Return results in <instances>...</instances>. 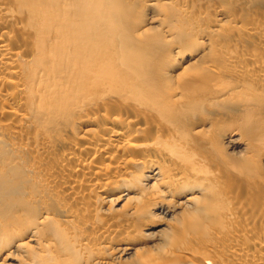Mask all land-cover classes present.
<instances>
[{"label": "bare ground", "instance_id": "bare-ground-1", "mask_svg": "<svg viewBox=\"0 0 264 264\" xmlns=\"http://www.w3.org/2000/svg\"><path fill=\"white\" fill-rule=\"evenodd\" d=\"M0 264H264V0H0Z\"/></svg>", "mask_w": 264, "mask_h": 264}]
</instances>
